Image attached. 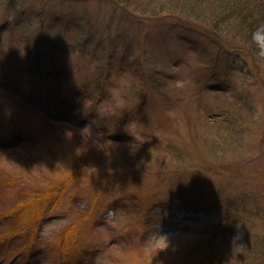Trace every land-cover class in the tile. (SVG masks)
<instances>
[{"label": "rangeland", "instance_id": "rangeland-1", "mask_svg": "<svg viewBox=\"0 0 264 264\" xmlns=\"http://www.w3.org/2000/svg\"><path fill=\"white\" fill-rule=\"evenodd\" d=\"M234 200L264 236V0H0V264H203Z\"/></svg>", "mask_w": 264, "mask_h": 264}, {"label": "trees", "instance_id": "trees-1", "mask_svg": "<svg viewBox=\"0 0 264 264\" xmlns=\"http://www.w3.org/2000/svg\"><path fill=\"white\" fill-rule=\"evenodd\" d=\"M129 146H135L134 144H129ZM88 166L90 171H103L106 170V167H108L107 164H97V165H89L84 164ZM82 171V169H79ZM67 171V170H66ZM64 171L63 173H66ZM86 171V170H84ZM68 173H77L73 171H69ZM67 173V174H68ZM86 173V172H84ZM78 174V173H77ZM93 174V173H92ZM107 174V173H104ZM62 175V174H61ZM65 178L66 176L63 175ZM89 176V174H88ZM72 180H69L66 178V180L62 181L60 185L61 191H66L71 189V182ZM47 184H52L51 178L47 179ZM194 183H197L195 181H192ZM92 186L99 187L102 185V182L99 183L97 180L95 183L91 182ZM179 184V183H177ZM59 185V184H58ZM59 185V186H60ZM175 185L173 186L172 192L174 193H182L181 191L177 192L174 190ZM192 191H195L196 193L199 191L198 188H194ZM186 194L189 196V198L193 199L192 192L190 190H185ZM58 196V195H57ZM195 197L197 194L194 195ZM187 196L185 195V198ZM187 199V198H186ZM196 200H199V198H195ZM238 200H234V203L231 204H223L222 202H219L221 205L220 209L226 212V216L224 220H229L230 216H232L233 212L235 211L236 203ZM234 207V208H233ZM233 208V209H232ZM23 213V211H22ZM243 213V212H242ZM88 216L86 215L85 218ZM25 215L22 216L21 219L17 220V224H22V219H25ZM84 220V219H83ZM227 222L225 224H219L215 228H212L208 231H203V233H206V239H201L200 245L195 247V250L193 252L192 261L197 260L203 264H219L221 260L217 259L219 257H225V259H230V264H240L242 262H246L247 260H252L254 257H258L260 253L264 252V236L261 238L259 236H254L253 234H248V236L243 239V241L240 242H234L233 239V223L237 221H241V218H233L232 222ZM253 235V236H252ZM204 240V241H203ZM219 261V263H217ZM191 262V261H190ZM189 262V263H190ZM188 263V264H189Z\"/></svg>", "mask_w": 264, "mask_h": 264}, {"label": "clouds", "instance_id": "clouds-1", "mask_svg": "<svg viewBox=\"0 0 264 264\" xmlns=\"http://www.w3.org/2000/svg\"><path fill=\"white\" fill-rule=\"evenodd\" d=\"M120 85H129L128 81L121 80ZM130 86V85H129ZM175 86L177 88H184L185 82L178 80L175 82ZM109 95L112 99V102L115 103L117 106L123 105L124 101L121 98V91L120 86L113 87L109 89ZM106 111V105L102 101L98 106V112L100 115H103ZM169 247V242L166 236L164 235H155L148 239L146 243L145 253L148 255L151 260L152 258L160 251H164ZM155 254V255H153ZM150 260V264H151Z\"/></svg>", "mask_w": 264, "mask_h": 264}]
</instances>
